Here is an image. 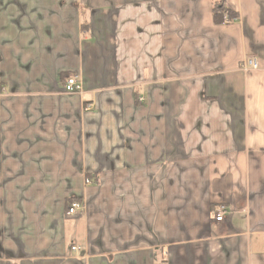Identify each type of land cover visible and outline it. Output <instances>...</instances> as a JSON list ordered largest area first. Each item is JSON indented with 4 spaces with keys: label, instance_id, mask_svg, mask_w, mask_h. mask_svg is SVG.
Here are the masks:
<instances>
[{
    "label": "crops",
    "instance_id": "1",
    "mask_svg": "<svg viewBox=\"0 0 264 264\" xmlns=\"http://www.w3.org/2000/svg\"><path fill=\"white\" fill-rule=\"evenodd\" d=\"M0 264H264V0H0Z\"/></svg>",
    "mask_w": 264,
    "mask_h": 264
},
{
    "label": "built area",
    "instance_id": "2",
    "mask_svg": "<svg viewBox=\"0 0 264 264\" xmlns=\"http://www.w3.org/2000/svg\"><path fill=\"white\" fill-rule=\"evenodd\" d=\"M247 67H250L251 69H258V64L256 60L250 59L247 61ZM63 90L65 93H68V94L80 93L81 86L75 77H69L64 83ZM85 110L88 111L89 108L87 107ZM89 183H90L89 181H86V184H89ZM81 208H82V205L80 203L78 202L71 203L66 210V216L78 215L80 213ZM225 214H226V209L223 206H220L217 210L214 211L215 221L222 222ZM72 250H75V248H72Z\"/></svg>",
    "mask_w": 264,
    "mask_h": 264
},
{
    "label": "trees",
    "instance_id": "3",
    "mask_svg": "<svg viewBox=\"0 0 264 264\" xmlns=\"http://www.w3.org/2000/svg\"><path fill=\"white\" fill-rule=\"evenodd\" d=\"M212 12L215 24H223L225 21L232 20L237 16L235 13L226 10L221 4L218 3L214 4Z\"/></svg>",
    "mask_w": 264,
    "mask_h": 264
}]
</instances>
